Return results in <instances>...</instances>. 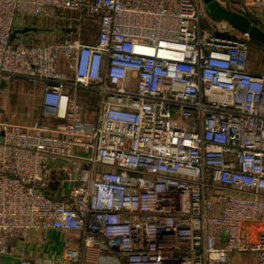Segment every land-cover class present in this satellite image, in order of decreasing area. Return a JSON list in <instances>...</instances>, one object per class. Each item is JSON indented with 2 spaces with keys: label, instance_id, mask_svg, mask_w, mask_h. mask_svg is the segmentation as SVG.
Returning <instances> with one entry per match:
<instances>
[{
  "label": "built area",
  "instance_id": "1",
  "mask_svg": "<svg viewBox=\"0 0 264 264\" xmlns=\"http://www.w3.org/2000/svg\"><path fill=\"white\" fill-rule=\"evenodd\" d=\"M219 1L264 30V0ZM50 10L95 41L11 37ZM232 29L202 0H0V83L40 86L29 121L0 107V254L264 264V73ZM47 230L58 256L19 253Z\"/></svg>",
  "mask_w": 264,
  "mask_h": 264
},
{
  "label": "crops",
  "instance_id": "2",
  "mask_svg": "<svg viewBox=\"0 0 264 264\" xmlns=\"http://www.w3.org/2000/svg\"><path fill=\"white\" fill-rule=\"evenodd\" d=\"M55 14L54 10H50L48 17L33 18V25L37 27L36 30L24 35L40 38L43 42L67 36L78 37L88 43L95 41L97 36L95 25L81 22L77 29L70 30L63 26L61 20L59 21L54 17ZM262 51L264 53V49ZM39 95V84L26 78H15L9 82H2L0 83L1 114L6 115L5 113H7L10 116L14 112L13 119L19 123H25L34 117L33 110L37 108ZM63 244L62 236L54 230L30 233L25 243L17 242L19 253L38 260H42L41 258L43 260L54 259L61 253ZM0 264H18V257L0 254ZM229 264H255V258L253 254L249 253L235 254Z\"/></svg>",
  "mask_w": 264,
  "mask_h": 264
},
{
  "label": "water",
  "instance_id": "3",
  "mask_svg": "<svg viewBox=\"0 0 264 264\" xmlns=\"http://www.w3.org/2000/svg\"><path fill=\"white\" fill-rule=\"evenodd\" d=\"M202 3L205 12L212 20L226 21L233 29L245 34L253 44L264 49V30L253 24L246 16L224 6L219 0H202ZM33 30H36V28L24 26L12 32L11 37L16 32L25 33ZM122 263L125 264L124 260H122Z\"/></svg>",
  "mask_w": 264,
  "mask_h": 264
},
{
  "label": "rangeland",
  "instance_id": "4",
  "mask_svg": "<svg viewBox=\"0 0 264 264\" xmlns=\"http://www.w3.org/2000/svg\"><path fill=\"white\" fill-rule=\"evenodd\" d=\"M205 15L209 19H211L207 15L206 12H205ZM51 17L54 18L53 16H51ZM230 34H233L235 36L241 35L240 32H238V31H236L234 29L231 30ZM259 48L260 47H258L256 45L252 46V48L248 52V64H249L250 69L264 73V53ZM26 87L28 88V86H26ZM84 94H88V92H86V93L85 92L84 93L83 92H78V95H81L82 97H84L83 96ZM87 98H88V96H87ZM92 99H93V96H92ZM83 100H84V98H83Z\"/></svg>",
  "mask_w": 264,
  "mask_h": 264
},
{
  "label": "trees",
  "instance_id": "5",
  "mask_svg": "<svg viewBox=\"0 0 264 264\" xmlns=\"http://www.w3.org/2000/svg\"><path fill=\"white\" fill-rule=\"evenodd\" d=\"M252 43V42H251ZM253 44V43H252ZM255 45V44H254ZM257 46V45H256ZM259 47V46H258ZM261 48V47H260ZM262 49V48H261Z\"/></svg>",
  "mask_w": 264,
  "mask_h": 264
}]
</instances>
